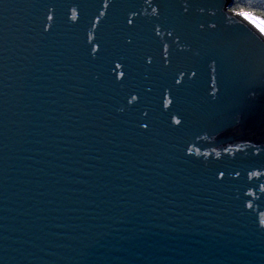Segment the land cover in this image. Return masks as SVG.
Instances as JSON below:
<instances>
[{
  "label": "water",
  "instance_id": "95a60500",
  "mask_svg": "<svg viewBox=\"0 0 264 264\" xmlns=\"http://www.w3.org/2000/svg\"><path fill=\"white\" fill-rule=\"evenodd\" d=\"M108 3L0 0V264H264L251 14L232 0Z\"/></svg>",
  "mask_w": 264,
  "mask_h": 264
},
{
  "label": "snow or ice",
  "instance_id": "6c2138e0",
  "mask_svg": "<svg viewBox=\"0 0 264 264\" xmlns=\"http://www.w3.org/2000/svg\"><path fill=\"white\" fill-rule=\"evenodd\" d=\"M108 6H109L108 0H103V8H107ZM189 6H190V5H188V4H186V3L183 4V8H184V11H185V12L188 10V7H189ZM241 10H242L241 8H239V9H238V8H234V7H230V8H228V11H230V12H232V13H235V14H238ZM245 10H252V9H245ZM156 11H157L156 7H153V8H152V13L155 14ZM104 15H105L104 11L101 10L100 13H99V16H97V17L95 18L94 22L92 23V28H96L97 22L99 21L100 17H102V16H104ZM132 15H135V13H133ZM47 19H48V20H51V19H52L51 14L48 15ZM70 19H71L72 21H76V20H77V11H76V8H73V10H72V12H71V17H70ZM128 23L131 24V23H132V20L129 19V20H128ZM201 27H203V25H201ZM209 27L214 28V27H216V25H215V24H211V25H209ZM47 28H48V25L46 24V25H45V29H47ZM258 31H259L260 35H261L262 37H264V31H261V30H259V29H258ZM155 32H156V35H157V36H161V30H160L159 27H157V28L155 29ZM168 35H169V36H172L173 33H172L171 31H169V32H168ZM87 40H88L89 42L93 41V33H92L91 30L88 31V34H87ZM173 42L175 43L176 41H173ZM260 43L264 44V42H261V41H260ZM176 46H177V48H181V47H180L181 45L178 44V43H177ZM98 47H99V45H98L97 43H93L92 46H91V52L95 53V52L97 51ZM169 47H170V46H169V44H167V43H164L163 46H162V49H163V51H162V55H163V57L165 58V59L163 60V63H164V64H168V63H169V61H168V59H167V57H168V55H169ZM150 62H151V60H149V63H150ZM116 67L119 68L120 65L117 64ZM180 74H181V77H183V76L185 75V73H184L183 71H181ZM121 75H123V74H122V73H117V79H119V77H120ZM194 75H195V73L193 72V73H192V76H194ZM175 82H176L177 84H179V83H180V80L177 79ZM135 100H137V96H136L135 94H133V95H131V97L129 98V103H131L132 101H135ZM170 103H171V101L169 100L168 96H166L165 93H164L163 107H164L165 109L168 108L169 105H170ZM143 114H144L145 116H147V112H145V113H143ZM171 122H172V124L179 125V124L181 123V120L178 119L176 115H173V116L171 117ZM142 127L147 128L148 125H147V124H144V125H142ZM188 152L191 153V149H189ZM223 176H224V172H219V175H217L218 178H222ZM260 223H261V225H264V220H262Z\"/></svg>",
  "mask_w": 264,
  "mask_h": 264
},
{
  "label": "trees",
  "instance_id": "16d2710c",
  "mask_svg": "<svg viewBox=\"0 0 264 264\" xmlns=\"http://www.w3.org/2000/svg\"><path fill=\"white\" fill-rule=\"evenodd\" d=\"M230 7L238 9L241 8V11L251 14L252 16L258 18L260 23H262L261 17H264V0H232Z\"/></svg>",
  "mask_w": 264,
  "mask_h": 264
},
{
  "label": "bare ground",
  "instance_id": "6f19581e",
  "mask_svg": "<svg viewBox=\"0 0 264 264\" xmlns=\"http://www.w3.org/2000/svg\"><path fill=\"white\" fill-rule=\"evenodd\" d=\"M241 17L245 19L248 23H250L252 26H254L257 30L264 31V28L261 26V23L253 16L248 14H241Z\"/></svg>",
  "mask_w": 264,
  "mask_h": 264
},
{
  "label": "clouds",
  "instance_id": "9594fccd",
  "mask_svg": "<svg viewBox=\"0 0 264 264\" xmlns=\"http://www.w3.org/2000/svg\"><path fill=\"white\" fill-rule=\"evenodd\" d=\"M262 24L261 26L264 27V17H261Z\"/></svg>",
  "mask_w": 264,
  "mask_h": 264
},
{
  "label": "rangeland",
  "instance_id": "374dc122",
  "mask_svg": "<svg viewBox=\"0 0 264 264\" xmlns=\"http://www.w3.org/2000/svg\"><path fill=\"white\" fill-rule=\"evenodd\" d=\"M264 28V27H263Z\"/></svg>",
  "mask_w": 264,
  "mask_h": 264
}]
</instances>
